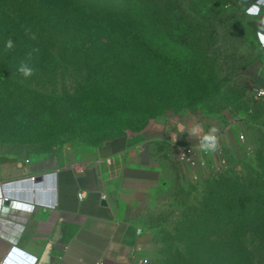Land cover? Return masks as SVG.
Here are the masks:
<instances>
[{"label":"rangeland","instance_id":"obj_1","mask_svg":"<svg viewBox=\"0 0 264 264\" xmlns=\"http://www.w3.org/2000/svg\"><path fill=\"white\" fill-rule=\"evenodd\" d=\"M89 1L120 12L135 28L143 24L153 47L143 62L134 63L144 65L147 81L133 94L120 80L108 89L111 96L129 99V109L119 116L101 109L98 70L81 68L79 57L66 61L54 52L45 61L46 71L36 70L28 78L0 74V160L24 164L48 159L57 168L80 170L125 161L135 148L128 146L129 137L150 123L184 121L199 126L201 133L215 126L220 149L207 153V170L219 169L220 160L222 174L195 187L173 152L154 143L150 150L159 156L154 159L159 180L136 214L137 225L144 229L141 264H187L190 248L181 242L191 234L200 211L204 219L215 217L204 207L212 200L209 191L234 179L245 186L264 169V99L255 98L252 77L264 53L257 37L264 0ZM161 106H166L162 113L140 129L135 109L150 115ZM216 194L219 205L213 211L224 220L228 213L221 205L230 198L223 188ZM252 231L264 232L244 230ZM229 232L205 229L211 237Z\"/></svg>","mask_w":264,"mask_h":264},{"label":"crops","instance_id":"obj_2","mask_svg":"<svg viewBox=\"0 0 264 264\" xmlns=\"http://www.w3.org/2000/svg\"><path fill=\"white\" fill-rule=\"evenodd\" d=\"M261 26L258 33H264ZM261 68L264 53L252 75L257 88L264 85ZM192 127L173 119L150 123L129 137L128 146L135 148L125 161L80 170L57 168L48 159L0 160V264H141L144 233H136V214L160 176L154 161L159 156L150 147L167 144L172 133L181 144L191 142ZM39 175L44 183H28Z\"/></svg>","mask_w":264,"mask_h":264},{"label":"trees","instance_id":"obj_3","mask_svg":"<svg viewBox=\"0 0 264 264\" xmlns=\"http://www.w3.org/2000/svg\"><path fill=\"white\" fill-rule=\"evenodd\" d=\"M92 4L89 0H0V74L19 73L17 69L21 62L29 64L35 71H46L49 67L45 61L54 52L66 61L79 57L81 68L98 70V86L101 87L98 104L104 113L120 116L127 112L129 99L122 95L111 96L108 89L120 80L130 94L135 93L148 78L144 65L134 62L145 60L144 56L153 46L147 43L148 32L142 27V21L141 27L135 28L124 20L125 15L113 8ZM24 20L35 21L36 25ZM26 30H30L36 39H30ZM9 38L13 40L14 47L6 51L5 43ZM33 49L39 51L34 52ZM30 52L32 56L29 59ZM165 108L161 106L150 115L135 109L141 123L139 128L142 129L147 121ZM126 130L124 127L121 131ZM163 146L167 147V144ZM222 172L221 167L217 172L190 182L199 187L215 180ZM217 188H223L230 198L221 205L228 213L224 220L217 210L213 211L219 205L214 200ZM208 197L212 200L204 207L210 212L209 216L215 217L204 219V212L200 211L195 226L191 227V234L188 233L185 241L181 242L190 248L186 249L189 250L186 263L264 264V232H244L264 230V169L245 186L235 179L214 186ZM221 227L230 232L212 237L205 233L206 228ZM207 245L211 246L209 250H206ZM217 245L223 247L217 249Z\"/></svg>","mask_w":264,"mask_h":264},{"label":"built area","instance_id":"obj_4","mask_svg":"<svg viewBox=\"0 0 264 264\" xmlns=\"http://www.w3.org/2000/svg\"><path fill=\"white\" fill-rule=\"evenodd\" d=\"M256 8H258L256 6ZM262 33H257L258 43L260 44L259 35ZM254 96L257 100L264 99V85L262 87L256 88L254 91ZM180 126V125H179ZM204 133H201L203 135ZM219 139L220 135L217 134ZM240 140H243V137H239ZM167 144L170 150L173 152V155L176 161L183 165L186 170L187 176L191 181L195 182L201 177H205L212 172H217L220 170L223 161L218 160L219 169H215L212 172H208V159L206 157L207 153L201 152L198 147L199 137L193 139V141L186 144H181L178 139V133H172L167 136ZM202 153V155H201ZM32 180V178L30 179ZM80 198V195H78ZM7 199H4L6 201ZM31 208L34 206L31 205Z\"/></svg>","mask_w":264,"mask_h":264},{"label":"clouds","instance_id":"obj_5","mask_svg":"<svg viewBox=\"0 0 264 264\" xmlns=\"http://www.w3.org/2000/svg\"><path fill=\"white\" fill-rule=\"evenodd\" d=\"M26 34L29 35L30 39L35 40L36 36L32 33H30V30H26ZM259 40H260V46L262 48H264V33L259 35ZM14 44H13V40L11 38H9L6 43H5V50H11L13 49ZM34 52H38L39 49H33ZM29 59L32 56V53L30 52L28 54ZM17 71L24 76L25 78H28L32 75H34L35 73V69L31 66H29V64L25 63V62H21V64L19 65ZM261 71H264V68H261ZM202 129L199 126H193L190 130H189V135L191 136H197L199 137V142H198V147L200 149L201 152L204 153H213V152H217L220 149V142H219V137L217 135L218 133V129L213 126L212 128L209 129V131L207 133H204L203 135H200ZM144 232L143 227L137 225L136 226V233L137 235H142Z\"/></svg>","mask_w":264,"mask_h":264},{"label":"water","instance_id":"obj_6","mask_svg":"<svg viewBox=\"0 0 264 264\" xmlns=\"http://www.w3.org/2000/svg\"><path fill=\"white\" fill-rule=\"evenodd\" d=\"M54 180H51L50 182H53ZM25 183V182H24ZM28 183L33 185L34 187L41 185L42 183H44V177L43 176H35L32 177V180H28ZM4 205H8V201H4ZM101 205H104L103 202H101Z\"/></svg>","mask_w":264,"mask_h":264},{"label":"bare ground","instance_id":"obj_7","mask_svg":"<svg viewBox=\"0 0 264 264\" xmlns=\"http://www.w3.org/2000/svg\"><path fill=\"white\" fill-rule=\"evenodd\" d=\"M12 205H14V203H12Z\"/></svg>","mask_w":264,"mask_h":264}]
</instances>
